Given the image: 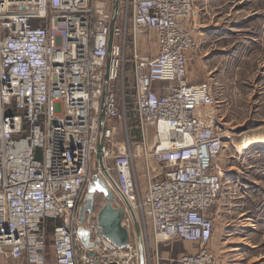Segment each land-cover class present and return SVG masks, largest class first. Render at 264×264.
<instances>
[{"label": "built area", "instance_id": "1", "mask_svg": "<svg viewBox=\"0 0 264 264\" xmlns=\"http://www.w3.org/2000/svg\"><path fill=\"white\" fill-rule=\"evenodd\" d=\"M118 3L108 49L107 3L0 0V264L8 256L21 264H139L130 210L140 227L145 264H162L159 245L176 242L192 250L167 264L215 262L210 210L220 194L222 174L215 161L226 132L213 111L211 85L188 78V55L196 46L195 1ZM128 37L145 190L141 198L136 167L127 159L116 169L124 182L121 176L110 182L98 170L116 196L112 205L124 211L121 226L129 240L118 249L99 236L95 213L89 222L88 215L82 224L78 219L104 93L105 160L114 148L112 123L126 130ZM149 43L154 55L145 49ZM150 130L154 137L147 144ZM80 227L91 243L99 239L95 248L80 242Z\"/></svg>", "mask_w": 264, "mask_h": 264}, {"label": "rangeland", "instance_id": "2", "mask_svg": "<svg viewBox=\"0 0 264 264\" xmlns=\"http://www.w3.org/2000/svg\"><path fill=\"white\" fill-rule=\"evenodd\" d=\"M98 1L107 3L112 11L113 0ZM194 1L191 30L196 46L188 55V78L190 81L191 72L200 78L204 64L207 71H212L200 83L211 85L216 100L213 111L226 132L223 150L215 161V168L222 174L220 194L210 210L214 221L210 242L216 256L214 264H264V0ZM130 39L125 47V96L130 109L127 126L125 130L123 124L112 123L116 130L114 148L104 163L109 177L118 179L123 178L116 170L120 162L127 159L130 167L133 162L143 198L145 181L133 112ZM145 49L155 54L150 43ZM145 49L140 44L141 54ZM117 83L120 91L121 80ZM153 137L150 130L147 144L152 143ZM104 203L103 196L97 194L95 215ZM50 241L49 235L48 253ZM186 251L182 242L162 243L158 247L162 264L187 254ZM150 253L154 255L153 249ZM21 262L19 257L1 259V264Z\"/></svg>", "mask_w": 264, "mask_h": 264}, {"label": "water", "instance_id": "3", "mask_svg": "<svg viewBox=\"0 0 264 264\" xmlns=\"http://www.w3.org/2000/svg\"><path fill=\"white\" fill-rule=\"evenodd\" d=\"M112 3H113V7L110 17L111 21H110L108 49L113 37L112 30L114 28L116 17L119 10L118 0H113ZM107 65L108 63L106 62V71L103 80L105 85H107V69H108ZM104 98H105V93L102 96V105L99 113L100 115L99 125H98L99 132H98L97 142L95 145L96 151L92 162L93 165L89 176V182L86 187V192H85L86 196L79 209L80 212H79L78 222L79 224H82L86 215H88L87 221L88 222L90 221L92 214L94 213L93 206H94L95 196L97 194L102 195L105 200V203L100 207V209L98 210L99 212L97 213L96 216V227L99 231V236H101L105 240V242H107L110 248L115 247L118 249H122L128 244V240H129L128 231L121 226V221L124 216V211L122 210V207L120 205L115 204V207L112 205V203L116 201V196L109 190L104 179H102V177L98 172V170H100L103 174H105V177H107V179H109L110 182H112V178L110 179L106 172V167L103 157L104 132H105L104 131L105 118L103 115V107L105 102ZM223 141H225V139H223ZM126 206L129 208L128 203H126ZM130 211H131L133 226L135 230V240L138 246L139 264H145L144 247L141 239L140 227L138 226L134 212L132 210ZM78 236L80 242L86 248H90V249L95 248L97 246V242L99 241V239L96 238L94 242L91 243L89 233L82 227H80V229L78 230ZM91 255L92 254L89 253V256Z\"/></svg>", "mask_w": 264, "mask_h": 264}, {"label": "crops", "instance_id": "4", "mask_svg": "<svg viewBox=\"0 0 264 264\" xmlns=\"http://www.w3.org/2000/svg\"><path fill=\"white\" fill-rule=\"evenodd\" d=\"M214 72H215V70H214ZM201 77L199 78V77H194V75L192 74V72H191V80L190 81H192L193 82V84H201L200 82L202 81L201 80V78L202 77H204V76H206V74H208V75H210V73H212V71H207L206 70V65L204 64L203 65V71H201ZM191 82V83H192ZM185 248L188 250V251H191L192 250V246L191 245H189V244H185Z\"/></svg>", "mask_w": 264, "mask_h": 264}, {"label": "bare ground", "instance_id": "5", "mask_svg": "<svg viewBox=\"0 0 264 264\" xmlns=\"http://www.w3.org/2000/svg\"><path fill=\"white\" fill-rule=\"evenodd\" d=\"M260 141V140H259ZM113 155V154H112ZM104 161H105V159H104ZM106 167V166H105ZM101 172V171H100ZM106 172H107V168H106ZM102 173V172H101ZM103 174V173H102ZM103 176L105 177V174H103ZM109 176V175H108ZM109 178H111V177H109ZM106 179H107V177H106Z\"/></svg>", "mask_w": 264, "mask_h": 264}]
</instances>
